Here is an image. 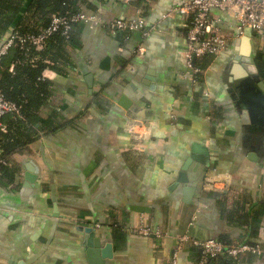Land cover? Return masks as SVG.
Wrapping results in <instances>:
<instances>
[{
  "label": "crops",
  "instance_id": "1",
  "mask_svg": "<svg viewBox=\"0 0 264 264\" xmlns=\"http://www.w3.org/2000/svg\"><path fill=\"white\" fill-rule=\"evenodd\" d=\"M84 1L76 0L77 11L98 13L105 24L141 14L155 30L126 39L106 25H76L64 70L42 73L51 92L30 114L35 120L16 129L3 118L18 143L5 141L16 145L0 178V264H88L86 228L101 247L111 245L107 264H165L182 235L264 247V124L252 125L238 90L241 64L254 65L264 83V33L238 37L233 16L212 10L227 48L200 59L191 83L183 57L191 19L161 18L189 0H96L103 11ZM180 173L219 183L211 191L202 180L188 193ZM140 225L163 238L131 231ZM199 258L188 242L179 264Z\"/></svg>",
  "mask_w": 264,
  "mask_h": 264
},
{
  "label": "built area",
  "instance_id": "2",
  "mask_svg": "<svg viewBox=\"0 0 264 264\" xmlns=\"http://www.w3.org/2000/svg\"><path fill=\"white\" fill-rule=\"evenodd\" d=\"M119 1L125 2L126 0ZM212 10H218L233 16L237 23L238 37L242 36L246 30L258 36L264 33V0H189L169 8L161 16L163 20L170 19L176 14L189 16L191 19L185 38L186 47L183 52L189 72L187 79L191 83H194L202 73L200 68L195 67L194 60L205 56L216 57L227 48L228 41L222 34L219 20H213L210 17ZM76 24L86 25L90 29L106 25L111 35H124L126 39H129L133 34H139L141 39H145L155 30V27L147 24L141 14L129 19L112 20L107 24L104 23L98 13L53 14L47 28L40 31L37 35L21 39V42H27L30 46L39 49L49 37L57 32H60L68 39L72 26ZM14 38L16 37L11 34L0 47V59L12 46ZM135 51L137 55H142L144 49L142 45H139ZM19 110L20 107L17 104L8 101L0 93V132L5 131L3 118L8 115L18 114ZM5 165L6 163L0 159V175ZM218 180V177L205 178L203 180L204 187L207 190H216L215 186L219 183ZM131 231L140 236H153L157 239H161L164 236L161 232L148 226L132 227ZM188 242L201 251L197 264H207L210 258L220 255L235 260L247 254L264 257V247L259 244L233 243L224 245L215 240L196 241L182 235L177 237V244L166 259L165 264H179V254L183 245Z\"/></svg>",
  "mask_w": 264,
  "mask_h": 264
},
{
  "label": "trees",
  "instance_id": "3",
  "mask_svg": "<svg viewBox=\"0 0 264 264\" xmlns=\"http://www.w3.org/2000/svg\"><path fill=\"white\" fill-rule=\"evenodd\" d=\"M75 2L76 0H0V41L9 32L16 37L8 52L0 59V93L5 99L20 107L18 114L8 115L7 123L9 125L12 123L16 129L24 126L27 119L28 122L35 120L36 116L30 114L35 113L48 99L51 83L42 77V73L46 69L57 73L64 70L61 67L67 62L66 48L73 42V28L77 24L72 26L68 39L57 32L39 49L30 46L27 42H21V39L37 35L47 28L53 14L78 13ZM84 2L87 5L90 3L89 0ZM199 60H194L197 68L201 67ZM10 67L11 71H9ZM7 133L8 131L0 132V159L5 163L7 161L5 156L9 154L7 148L10 149V146L14 147L15 143H18V140L15 142L10 136L11 131L10 134L6 135ZM5 141L15 143L8 144ZM5 166L2 168L0 178L5 176ZM223 244L230 245V243ZM216 259L222 261L227 259L229 264L240 260L220 255L210 258L207 264Z\"/></svg>",
  "mask_w": 264,
  "mask_h": 264
},
{
  "label": "water",
  "instance_id": "4",
  "mask_svg": "<svg viewBox=\"0 0 264 264\" xmlns=\"http://www.w3.org/2000/svg\"><path fill=\"white\" fill-rule=\"evenodd\" d=\"M90 1L98 8V11L106 10L105 5H103L102 3L96 0ZM11 34L12 33L9 32L0 41V47L11 36ZM242 40L243 43H247L246 45H248V42L246 41L247 38L243 37ZM239 68L242 70V72L240 73L241 80L238 86V90L240 91L239 99L241 100L242 104H244L243 108L247 111L252 125L261 127L264 124V83L258 77L257 70L254 65L241 64ZM88 83L90 85L89 81ZM188 163L189 161L184 165V168H186V165ZM203 178L204 176H199L196 179L189 181L184 173H180L177 178V182L186 184L187 192L193 193L196 184L199 181H202ZM27 180L32 183L33 179L27 177ZM138 210H140V212H143L141 211V208H139ZM54 217H57L56 211H54ZM83 232L84 239L82 241V246L84 247L86 262L88 264H107V261H110L113 256L111 245L106 244L105 246L101 247L99 239L95 237V231L93 228H86L83 230Z\"/></svg>",
  "mask_w": 264,
  "mask_h": 264
}]
</instances>
